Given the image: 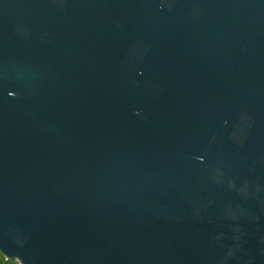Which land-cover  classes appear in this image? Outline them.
Here are the masks:
<instances>
[{
    "label": "water",
    "instance_id": "95a60500",
    "mask_svg": "<svg viewBox=\"0 0 264 264\" xmlns=\"http://www.w3.org/2000/svg\"><path fill=\"white\" fill-rule=\"evenodd\" d=\"M0 255L264 264V0H0Z\"/></svg>",
    "mask_w": 264,
    "mask_h": 264
},
{
    "label": "trees",
    "instance_id": "16d2710c",
    "mask_svg": "<svg viewBox=\"0 0 264 264\" xmlns=\"http://www.w3.org/2000/svg\"><path fill=\"white\" fill-rule=\"evenodd\" d=\"M0 264H18L17 262H8L0 255Z\"/></svg>",
    "mask_w": 264,
    "mask_h": 264
}]
</instances>
